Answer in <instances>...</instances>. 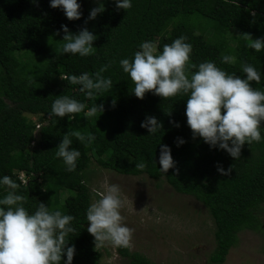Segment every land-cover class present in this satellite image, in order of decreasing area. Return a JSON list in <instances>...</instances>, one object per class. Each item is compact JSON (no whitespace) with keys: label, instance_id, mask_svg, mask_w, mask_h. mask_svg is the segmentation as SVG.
<instances>
[{"label":"trees","instance_id":"obj_1","mask_svg":"<svg viewBox=\"0 0 264 264\" xmlns=\"http://www.w3.org/2000/svg\"><path fill=\"white\" fill-rule=\"evenodd\" d=\"M77 2L82 16L70 21L62 9L50 7V0H0V178L8 175L20 185L17 194L27 198L24 207L29 214L43 202L50 211L75 217L71 222L75 232L67 237L68 246H75L72 264H101L103 258L87 231L86 210L93 199L87 173L93 158L102 159L104 169L121 175H147L164 181L206 207L214 222L215 248L210 262L223 264L242 231L262 227L264 123L261 141L245 143L239 159H233L225 150L192 137L185 115L186 95L162 99L149 92L143 99L135 97L131 92L134 84L120 60H132L142 42L155 43L159 53L165 44L183 36L192 47L189 65L211 61L241 78L246 75L241 66L252 65L261 76L260 83L252 82V87L264 91V50L248 47L241 35L264 38V0H131L132 7L126 11L117 10L115 0ZM100 3L104 12L87 20L90 10ZM62 25L73 34L87 27L97 37L94 54H62L66 43ZM224 55L235 57V63H222ZM104 65H110L102 75L111 78L113 88L96 100L80 92V85L60 78L88 73L95 79ZM197 70L189 67V78ZM58 96H68L86 107L64 118L50 117ZM94 104H103L105 110L85 118ZM147 116L156 117L163 128L149 134L141 127ZM73 131L85 136L91 133L95 140L85 146L70 137L69 149L76 148L81 155L75 171L69 172L56 152L63 136ZM178 139L185 143L177 146ZM161 145L171 149L178 176H174V168L166 174L160 172ZM141 162L146 167L135 168ZM218 164L224 169L232 165L231 174L222 176ZM6 194V188L0 186V199ZM118 250L127 264H156L140 252ZM66 259L65 254L61 264Z\"/></svg>","mask_w":264,"mask_h":264},{"label":"clouds","instance_id":"obj_2","mask_svg":"<svg viewBox=\"0 0 264 264\" xmlns=\"http://www.w3.org/2000/svg\"><path fill=\"white\" fill-rule=\"evenodd\" d=\"M35 3V0H33ZM116 9L128 10L132 7L131 0H115ZM50 7L63 10L68 20H78L82 16L81 4L77 0H50ZM105 10L103 4L90 10L87 20H94ZM255 15V13H252ZM85 20V24H87ZM65 35L62 40V54H78L86 57L94 54L93 41L97 38L87 27L73 34L67 25L61 26ZM59 34V33H57ZM248 41V47L256 52L264 50V38L253 39L250 33H241ZM186 37H179L171 44H165L162 52H157V46L151 41L142 42L134 58L120 60V66L134 84L131 91L135 97L143 99L151 92L162 99L175 97L178 94L187 96L185 115L192 137H200L212 148L225 150L233 159H239L242 147L247 143L261 141V124L264 123V91L252 87V82L260 83L261 76L249 64H243L244 78L229 75L217 67L214 62L206 61L189 65L192 47L186 43ZM222 63L234 64L235 57L224 55ZM110 65L102 66L95 73V79L88 73L79 76H60L62 80L72 85H80V92L87 98L96 100L101 93L113 88L111 78H105L102 73ZM197 68L189 78L188 70ZM116 100L113 99L114 107ZM86 105L68 96H58L51 105L49 116L64 118L84 111ZM104 105L94 104L85 112V118L95 116L104 111ZM171 115V112L166 113ZM179 127L175 121H170ZM149 134H155L163 124L154 116H147L141 122ZM70 137L90 145L95 136H87L79 131L66 133L57 146L56 156L63 159L66 170L75 171L76 161L81 153L76 148L69 149L73 143ZM185 143L178 139L177 146ZM159 164L160 172L166 174L170 168L179 169L171 155L168 145H161ZM145 163H136L135 168L143 170ZM233 166L224 169L219 164L217 171L222 176H229ZM21 179H23L21 177ZM82 183H85L82 181ZM0 186L6 188L7 194L0 199V264H61L62 256L67 259L63 264H72L75 246H68L70 233L75 232L71 222L72 215H64L59 210L50 211L45 203L40 202L33 214L25 209L27 198L17 194L18 185L10 176L0 178ZM102 190L93 188L97 199L86 210V220L89 222L87 231L94 237L95 249L110 245L114 248H133L132 237L134 230L124 223L121 209L126 201L121 198V189L117 184H110L105 176Z\"/></svg>","mask_w":264,"mask_h":264},{"label":"rangeland","instance_id":"obj_3","mask_svg":"<svg viewBox=\"0 0 264 264\" xmlns=\"http://www.w3.org/2000/svg\"><path fill=\"white\" fill-rule=\"evenodd\" d=\"M36 119L37 116H33ZM102 159L93 158L87 182L101 189L108 176L121 189L126 201L121 209L124 223L134 230L133 248L156 264H214V222L206 207L192 196L176 192L169 184L148 177L121 175L104 169ZM93 193V191H92ZM93 193V199H97ZM101 264H127L118 248H100ZM223 264H264V213L259 231L244 230Z\"/></svg>","mask_w":264,"mask_h":264}]
</instances>
